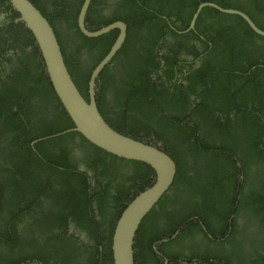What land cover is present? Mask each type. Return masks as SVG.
Wrapping results in <instances>:
<instances>
[{"label":"trees","instance_id":"16d2710c","mask_svg":"<svg viewBox=\"0 0 264 264\" xmlns=\"http://www.w3.org/2000/svg\"><path fill=\"white\" fill-rule=\"evenodd\" d=\"M211 1L224 8L245 12L259 28L264 30V0ZM204 2L207 1H192L190 3L191 10L184 27L189 26L199 4ZM123 7L127 10V14L120 20L128 25V36L112 63L118 68L117 62L123 55H127L124 69L128 71V74L120 86L116 82V84L113 83L114 87H110L117 96V99H114V107L107 108L102 95H99V110L109 125L122 134L145 142L156 143L149 139L151 135H154L157 138L155 141L163 143V149L170 153L177 164L174 184L159 202L158 208H155L143 221L136 237L137 247H140L139 254L135 253L136 264H144L149 257L147 248L149 222L167 204L173 206L172 210L180 209L183 205V195L188 197L189 202L201 201L195 206H191L189 211L192 216L203 218L205 221L211 218L218 222H225L227 226H230L228 219L234 211L236 216L239 211H245L246 214L257 219L263 216L264 37L256 34L238 16L222 14L211 8H205L198 21L200 23L204 14L210 12L217 36L208 39L211 42L212 51L199 71L194 72L189 79L191 85L195 86L201 79L204 80L209 75L207 82L202 84L205 90L197 95L198 102L189 116H163V111L169 108L172 103L174 106H181V109L176 112L181 114L184 107L188 108L193 101L183 100L181 91L178 95H174L161 85L147 84L145 79L147 73L143 71L144 68H138L139 61L143 56L137 52L129 54V51L133 50L136 44H140L147 54L146 57L154 58V53L155 57L160 60V54L164 52L163 58L166 59L165 55L167 54L170 58V51L173 52L174 45L179 40L177 38L179 34L161 33L154 14L146 9H141V0H129L128 7ZM185 7L187 5L185 6L184 3L177 5V9L180 11ZM138 11L141 13L139 14ZM17 16H19L18 13ZM118 19L109 21L103 26L118 21ZM20 24L32 36L25 24L23 22ZM55 33L71 76L84 97L88 98L87 81L89 84L92 71L115 43L118 31L93 38L91 39L93 43H89L90 39L84 37L92 46L99 42L104 44V49L97 56L96 63L93 67L88 64L85 70L79 68L77 62L66 56V52L64 53L62 48V35L57 30ZM171 35L175 38L171 39ZM34 41L33 38L29 44L33 45ZM35 46L39 50L38 45ZM155 48L159 49V55ZM157 65L159 66L158 62ZM111 69L112 67L109 65L102 71L99 78L101 93L104 90L103 81ZM191 89L194 90L192 87ZM7 103L8 99H0V118ZM62 107L61 104L59 113L64 115L61 118H67L64 120V128L61 129L63 131L69 126L74 127V124L70 117L64 113L65 110L63 111ZM6 117L1 130V138L6 139L17 132H20L19 138L22 137L25 134L24 128L15 123L13 116ZM25 120L28 122V118L25 117ZM44 124L45 127L36 130L38 136L42 132L46 133L49 129L46 121ZM78 135L82 139V149L87 153L86 162H88L89 168L102 176H109L115 183V194L110 193V187L105 192L106 199H103L102 206L99 208L106 213L111 228L116 226L127 204L144 189L152 186L155 181V173L144 163L128 161L105 153L91 145L83 136ZM29 138L30 135L26 134L22 140L28 154L31 153ZM87 151H91V154ZM62 158L61 163L65 171L60 170V173H65L68 176V181L61 184L60 189L52 187L53 182H47V177L43 179L46 169L40 171L36 184L39 179L41 183L29 191L28 197L18 198L17 192H13L10 194V198L3 199V187L0 184V248L5 251L0 256V264L23 262L30 264L35 260L41 261L43 264H53L54 262L65 263L70 259L61 258L62 255L64 256L61 251L58 259L53 262L39 252L41 249L39 243L41 244V242L40 238L37 239L36 236L40 237L43 232L23 229L27 218L31 219V226L33 225L34 216L32 213H28L38 207V201L41 198L60 199L63 214L71 209V215H74L79 223L92 226L87 210L93 208L92 202L101 195V192H97L95 188H89L86 173H79L80 170L71 165L69 153L63 151ZM250 164L259 166L261 176L252 171L249 179L246 177L239 184L238 177L248 173ZM128 165H132V167L129 168ZM189 172L193 173L189 174ZM253 175L255 178L252 179ZM47 184L50 185V189H45ZM242 190H244L243 194L238 199ZM7 199L10 200L9 207L4 210L3 202ZM238 200L240 201L237 205ZM168 208L162 213L166 214L169 211ZM100 228L101 223L97 222L92 231H99ZM111 237L112 235L103 237L104 241L108 240V244L103 247L105 255L103 264H114ZM60 241L62 242L61 238ZM58 249L54 248V251ZM27 250L39 252L38 258L37 254L33 257L25 256ZM234 255L240 261L242 260L241 262L258 263L257 256L251 257L242 249L235 251ZM214 257L218 258L219 256L216 253Z\"/></svg>","mask_w":264,"mask_h":264},{"label":"flooded vegetation","instance_id":"af4514ba","mask_svg":"<svg viewBox=\"0 0 264 264\" xmlns=\"http://www.w3.org/2000/svg\"><path fill=\"white\" fill-rule=\"evenodd\" d=\"M31 1L51 23L53 29L62 35V48L64 53L66 52V56L77 62L82 70H85L88 64L93 67L97 56L104 49V44L101 42L93 46L88 44L86 38L89 37L84 35L79 27V15L85 0ZM192 1L201 0H141V9H146L154 14L160 32L179 34L177 37L179 40L174 45L173 52L170 51V58L168 54L165 55L166 59L163 58L164 52L160 54L158 48H155V51L161 55L160 60L155 57L154 53V58L146 57L147 54L140 44H136L129 54L137 52L143 56L139 61L138 68H144L143 71L147 73L145 77L147 84L161 85L174 95L183 92V100L193 101L188 108L184 107L181 114L176 113L181 109V106H174L172 103L169 108L163 111V116H189L198 102L197 95L205 90L202 84L209 78L208 75L206 79H201L195 86H192L189 81L191 75L199 71L212 51L211 42L208 39L217 36L210 12L204 14L199 23L201 12L194 29H190L194 15L202 3L193 14L189 26L184 27V23L188 21L191 10L189 5ZM205 1L207 2L204 3L220 6L214 1ZM181 3L187 5L182 11L177 9V5ZM128 4L129 0H92L86 16L87 28L93 31L100 29L104 27L105 23L116 18H119L118 21L124 22L120 18L127 14V10L123 6L128 7ZM206 8L221 13L215 8ZM17 13L9 0H0V99H8L0 118V184L3 187V199L10 198V194L13 192H17L18 198L28 197L29 191L40 185V179L37 184L36 181L40 171L44 169H46V174L43 179L47 177V182H53L52 187L60 189L61 184L68 181V176L65 173H60V170L65 171L61 163L62 154L63 151L69 153L71 165L80 170L79 173H86L82 174L86 175L89 188H95L97 192H101V195L92 202L93 208L87 210L92 226L79 223L75 216L71 215V209L63 214L60 199L46 197L47 199L41 198L38 201V207L28 213H32L34 216L33 225L31 226V219L27 218L23 229L43 232L40 237L36 236L37 239L40 238L41 242V244L38 242L41 245L39 252L53 262L58 259L61 251L64 253L61 258H70L65 263L54 262L53 264H103L105 256L103 247L108 244V240L104 241L103 237L112 235V243L120 218L116 226L110 228L106 213L99 208L102 206L103 199H106L105 192L110 187V193L115 194V183L109 176H102L89 168V164L86 162L87 153L82 149V139L78 135L79 133L67 132L73 127L69 126L67 129L61 130L64 128V120L67 119H62L61 116L64 115L59 113L62 103L50 82L40 49H36V41L33 45L29 44L34 37L32 38L33 35L31 36L20 24L22 21ZM138 13L141 12L138 11ZM170 38L175 37L171 35ZM89 39V43H93L91 40L93 38ZM126 62L127 55H123L117 62L118 68L114 66V63H111L112 69L108 71L109 74L103 81V93L100 89L101 81L99 79L97 81V100L99 95H102L107 108L114 107V99H117L110 87H114L113 83L116 84V82L120 86L126 80L125 77L128 74V71L124 69ZM87 85L88 92V81ZM62 110H65L64 107ZM64 113L67 114L66 111ZM6 116H13L15 123L24 128L25 134L22 137L19 138L20 132H17L6 139L1 138V130L7 119ZM25 117L28 118V122ZM181 118L180 120L183 121ZM44 121L47 122L49 129L46 133L42 132L38 136L36 130L45 127ZM26 134L30 135V154L27 153L22 143ZM149 139L156 142L155 144L163 145L162 142L155 141L157 138L154 135H151ZM87 152L91 154V151ZM128 167L131 168L132 165H128ZM252 171L261 176L259 166L250 164L248 173L238 177V183L241 184L246 177L249 179ZM192 173L189 172V174ZM253 176L252 179L255 178V175ZM50 188V185L47 184L45 189ZM243 191L238 199L241 198ZM9 202L8 199L3 202L4 210L9 207ZM199 202L201 201L189 202L188 197L183 195V205L180 209L172 210L173 206L167 204L161 212L152 218L148 224L149 257L144 264H248L241 262L242 260L240 261L234 255V252L239 249L251 257L257 256V264H264V214L260 219H257L246 214L245 211H239L236 216L234 211L228 219L230 226H227L225 222H218L211 218L205 221L203 218L192 216L189 211L190 207ZM167 208L169 211L166 214L162 213ZM97 222L101 223L100 230L92 231ZM54 248L59 249L54 251ZM134 250L139 254L140 247H137L136 242ZM39 252L27 250L25 256L33 257L37 254L38 258ZM4 253L5 251L0 248V256ZM216 253L218 258L214 257ZM30 264L43 263L35 260Z\"/></svg>","mask_w":264,"mask_h":264},{"label":"water","instance_id":"95a60500","mask_svg":"<svg viewBox=\"0 0 264 264\" xmlns=\"http://www.w3.org/2000/svg\"><path fill=\"white\" fill-rule=\"evenodd\" d=\"M22 21L32 33L44 60L50 82L59 97L74 127L67 132H77L91 145L110 155L148 165L155 173L152 186L139 193L123 211L112 241L114 264L135 263V240L137 233L151 211L158 205L172 187L177 175V164L163 146L135 139L120 133L109 125L101 114L97 100V81L122 49L127 39V25L116 21L97 30H89L86 16L92 0H85L80 11L78 24L89 38H98L112 31H119L118 37L104 59L92 71L88 98H85L71 76L61 45L51 23L31 0H9ZM212 7L224 14L241 17L258 35L264 37V30L244 12L224 9L216 4L202 3L191 23L194 29L200 13ZM65 132V133H67Z\"/></svg>","mask_w":264,"mask_h":264},{"label":"clouds","instance_id":"9594fccd","mask_svg":"<svg viewBox=\"0 0 264 264\" xmlns=\"http://www.w3.org/2000/svg\"><path fill=\"white\" fill-rule=\"evenodd\" d=\"M174 181H175V180H174ZM154 182H155V181H154ZM173 184H174V183H173ZM152 185H153V184H152ZM168 192H169V191H168ZM168 192H167V193H168ZM140 193H141V192H140ZM167 193H166V194H167ZM166 194H165V195H166ZM165 195H164V196H165ZM135 197H136V196H135ZM135 197H134V198H135ZM134 198H133V199H134ZM133 199H132V200H133ZM132 200H131V201H132ZM161 200H162V199H161ZM158 204H159V203H158ZM126 207H127V206H126ZM155 208H158V205H157ZM155 208H154V209H155ZM154 209H153V210H154ZM124 210H125V209H124ZM153 210H152V211H153ZM152 211H151V212H152ZM122 213H123V212H122ZM149 214H150V213H149ZM146 218H147V217H146ZM146 218H145V219H146ZM137 234H138V233H137ZM136 237H137V236H136ZM135 242H136V240H135ZM134 247H135V246H134ZM112 254H113V252H112Z\"/></svg>","mask_w":264,"mask_h":264}]
</instances>
